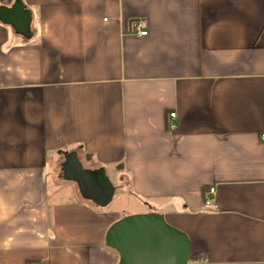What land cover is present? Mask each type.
I'll use <instances>...</instances> for the list:
<instances>
[{
    "label": "crops",
    "instance_id": "0c3cea01",
    "mask_svg": "<svg viewBox=\"0 0 264 264\" xmlns=\"http://www.w3.org/2000/svg\"><path fill=\"white\" fill-rule=\"evenodd\" d=\"M22 2L30 40L0 23V264H119L109 229L148 213L189 264H264V0ZM72 152L142 210L61 183Z\"/></svg>",
    "mask_w": 264,
    "mask_h": 264
},
{
    "label": "water",
    "instance_id": "95a60500",
    "mask_svg": "<svg viewBox=\"0 0 264 264\" xmlns=\"http://www.w3.org/2000/svg\"><path fill=\"white\" fill-rule=\"evenodd\" d=\"M32 13L22 0L0 7V23L26 40L33 37ZM64 181L77 185L81 197L106 208L116 194L105 169H87L77 153H69L62 165ZM107 245L120 254L119 264H189L191 245L187 236L166 223L158 213L127 216L109 229Z\"/></svg>",
    "mask_w": 264,
    "mask_h": 264
},
{
    "label": "rangeland",
    "instance_id": "374dc122",
    "mask_svg": "<svg viewBox=\"0 0 264 264\" xmlns=\"http://www.w3.org/2000/svg\"><path fill=\"white\" fill-rule=\"evenodd\" d=\"M63 161V160H62ZM62 172H61V183L62 181ZM111 182L116 186V195L114 197V201L110 204V206H107L106 208H103V211L106 213H117L120 216H124L127 213H137L142 210L143 207H141V203L134 200L133 198L129 196H125L122 194V184L116 177H110Z\"/></svg>",
    "mask_w": 264,
    "mask_h": 264
},
{
    "label": "built area",
    "instance_id": "2783aa9c",
    "mask_svg": "<svg viewBox=\"0 0 264 264\" xmlns=\"http://www.w3.org/2000/svg\"><path fill=\"white\" fill-rule=\"evenodd\" d=\"M132 26H134V30L138 33V35L140 36H147V32L146 31H142V26L139 23H133ZM170 117L172 119L176 118V114L172 113L170 115ZM172 128H174V125L172 126ZM214 196H215V189H211L209 191V197L205 199L204 201V206L208 209H211L213 211L218 210V205L215 203L214 200ZM203 264H208L207 261H204Z\"/></svg>",
    "mask_w": 264,
    "mask_h": 264
},
{
    "label": "trees",
    "instance_id": "16d2710c",
    "mask_svg": "<svg viewBox=\"0 0 264 264\" xmlns=\"http://www.w3.org/2000/svg\"><path fill=\"white\" fill-rule=\"evenodd\" d=\"M85 158H86V160H85L86 162H89V161H90V160H89V157L86 156Z\"/></svg>",
    "mask_w": 264,
    "mask_h": 264
}]
</instances>
